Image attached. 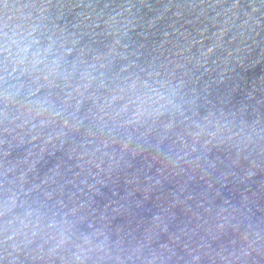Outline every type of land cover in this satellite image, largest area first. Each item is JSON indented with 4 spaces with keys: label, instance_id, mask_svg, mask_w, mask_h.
<instances>
[{
    "label": "water",
    "instance_id": "water-1",
    "mask_svg": "<svg viewBox=\"0 0 264 264\" xmlns=\"http://www.w3.org/2000/svg\"><path fill=\"white\" fill-rule=\"evenodd\" d=\"M0 264H264V0H0Z\"/></svg>",
    "mask_w": 264,
    "mask_h": 264
}]
</instances>
